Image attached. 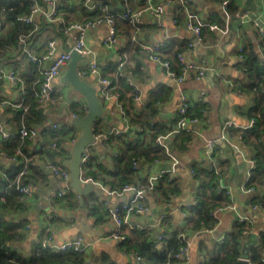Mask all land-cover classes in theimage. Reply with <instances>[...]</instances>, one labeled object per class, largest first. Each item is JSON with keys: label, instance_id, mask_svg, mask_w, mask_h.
I'll list each match as a JSON object with an SVG mask.
<instances>
[{"label": "crops", "instance_id": "obj_1", "mask_svg": "<svg viewBox=\"0 0 264 264\" xmlns=\"http://www.w3.org/2000/svg\"><path fill=\"white\" fill-rule=\"evenodd\" d=\"M88 1L86 0V3ZM92 1V4L88 3L90 7L102 3L103 0ZM146 1L127 0V3L134 8H141ZM38 3L42 10L47 11L51 7L46 0H38ZM75 3L76 0L74 5ZM188 3L189 8L196 10L204 19L224 18L219 0H188ZM233 3L237 6V10L234 18L230 19L228 29L212 31L204 28L201 40H197L194 33L185 27L183 19H179L176 23L172 21L173 9L170 6L166 7L159 17L144 14V23L138 33L140 39L148 42H174L175 48L179 46L182 48L186 61L203 68V74L200 77H196L195 72L191 71L181 85L166 74L161 64L147 60L145 55L134 50L136 44L131 40L133 30H129L119 20L116 21L119 42L114 45L103 43L106 25L101 24L88 29L85 35L88 53L85 54V59L79 61V64L97 61L101 70L111 75L112 72L107 71L108 66L111 62L115 63L120 54L124 55V64L133 66L137 71L136 74L129 75L140 96L139 100L135 101L138 110L147 108L150 100L156 95L159 96L160 100L157 102L159 118L167 126L171 125L176 118L181 105L180 89H185L194 103L201 102V99L206 102L208 119L197 126V131L192 133L191 139L185 143L182 150L174 151L178 160L175 164H172L171 157L166 153H161L156 158L149 154L147 157L137 159V172L141 180L148 181L155 176L158 179L167 173L168 180H171L174 189L167 191V194L158 187L148 190L145 197L146 208L141 212L133 213L129 218L127 228L129 233L146 230L150 239L160 241L163 238V236L160 238L161 235L182 227L185 216L180 212V206H186L196 199L198 175L199 173L204 175L205 169L209 170L214 166L218 189L228 193L230 202L217 211L216 225L211 229H201L189 234L188 249L179 264H200L201 251L206 252L218 242V238L224 232L232 231L234 223L242 216L248 219L244 224L246 232L241 239L240 256H246L251 261L250 256L254 249L264 256L262 244L264 242V208L253 209L250 202L252 195H264V186L254 188L253 191H247L244 188L249 172V159L252 155L247 146L232 145L236 142L233 137L239 133L238 130L249 126L251 118L248 110L252 105L251 93L242 88L247 76L243 67V57L239 56V45H245L246 51L252 47L259 55H263L264 0H251L250 3L247 0H233ZM105 6L109 11L123 9V3L120 0H109ZM242 11H248V16L260 19L263 22L262 29H257L250 19L242 20L240 17ZM41 18L46 20L43 11L34 16L35 20ZM65 28L64 25L63 36L55 37L57 38L56 46L52 54L44 61L45 64H49L59 52L72 43L76 34L75 30ZM41 39L34 43L23 42V46L10 51L8 56L0 57V67L13 68L18 73H22L23 78L32 76L34 71L32 63H35L29 59L27 52L38 56L44 54L47 51V44L45 38ZM65 70L66 67L53 79L57 97L59 99L76 98L81 103H86L81 92L73 89L68 81L62 80ZM83 77L97 88L104 111V115L99 117L93 126L96 140L87 146L90 158L89 173L87 174V170L81 167V173L93 177L95 183H92L95 187L82 196L71 187L68 193L55 200V214L51 224L53 242L58 244L79 236L85 245L83 251L88 258L86 264L95 256L98 258V264H132L138 259L131 249H126L122 245L120 239L112 237L119 230L117 224L110 218L105 203H125L133 193L123 191L110 194L106 191L104 186H111L114 179V156L117 155L118 148L115 136L103 139L99 134L116 127L124 130L131 137H137L138 129L133 125L128 127L114 98L104 97L97 75L87 74ZM0 89L11 100L19 96L18 88L6 78L0 79ZM72 108L76 111L83 109L80 104H74ZM42 109H44V119L34 126L35 133L25 140L26 151H23L26 155L40 152V157L30 162L25 175V179L32 185V193L28 197H23L21 203L17 205L4 202L6 205L3 206L4 203L0 202L2 205L0 206V228L6 227L10 231L13 230L7 245L26 259L32 258L35 254L37 241L44 228L43 217L49 210L51 195L63 187L62 180L46 166V160L68 166L71 159L69 146L62 151L48 147L41 151V147L51 139H68L80 132L76 125L57 128L51 134L44 132L47 125L66 120L68 109L62 102ZM16 113L17 109L9 105H0V121L7 130L16 131L19 127ZM226 121H231L232 125L225 126ZM234 131H236L235 134H230ZM209 141L213 143L212 153L216 151L215 159L211 157L212 160L206 155ZM164 142L169 145L171 137L165 138ZM21 162L23 163V157L6 161L0 156V168L6 172L7 177ZM210 164L213 166L210 167ZM220 168L222 171L219 170ZM140 179L139 184H143ZM5 180L0 175V192ZM80 198L83 200L82 203ZM17 223H20L19 227ZM50 247L54 248L51 245Z\"/></svg>", "mask_w": 264, "mask_h": 264}, {"label": "trees", "instance_id": "obj_2", "mask_svg": "<svg viewBox=\"0 0 264 264\" xmlns=\"http://www.w3.org/2000/svg\"><path fill=\"white\" fill-rule=\"evenodd\" d=\"M108 2L109 0H103L102 3L90 7L86 3V0H76L75 5L74 0H57V10L59 15L64 18V22L60 20L46 21L41 18L35 20V23H26L17 17L28 13L31 0H0V57L8 56L7 54L10 51L18 49L24 43H34L40 38H45L46 43L47 39L63 36L64 25H67L70 21H82L98 16L102 13L101 6ZM236 10L237 6L231 0L229 3V11L232 13L231 18H234ZM180 17V19H183V14ZM118 20L129 30H132L131 25L127 21ZM212 20L218 22L220 25L224 24L223 17H217ZM21 36L24 37V43L19 41ZM173 44L174 42L166 43L163 53L164 57L169 58L173 66L177 68L174 58L176 52L182 51V48L180 46L175 48ZM245 48L246 46L244 45L243 67L245 68L247 79L243 82L242 88L252 95V105L248 110V115L254 121L246 128L238 130V132L244 138L252 158L255 159V165L251 169L250 176L244 186H252L258 189L264 186V58L254 48L250 47L247 51ZM137 49L138 46L136 45L134 50L138 51ZM118 64V60L115 63L111 62L107 70L108 72H112L111 75L107 74L104 70L102 71V75L108 76L113 82V89L119 92V99L123 106V116L127 124L140 126V129H138L137 137H131L125 131L118 137H115L118 151L117 155L114 156V179L110 184L114 189H121L124 184L135 183L137 178L140 179L137 168H134L132 165L133 158L139 159L147 157L149 154H152L155 158L159 157L161 153L168 155L165 148L155 142V137L159 134L171 133L178 117L177 115L169 126L159 118L157 102L160 98L157 95L150 100L147 108L138 110L136 102L133 99L135 87L130 86L127 81V74H136L137 71L133 66L124 64V74L118 75ZM32 65L34 70L32 76L28 78L24 76L23 78V74L18 73L24 79L30 107L26 111L17 109L16 114L19 123L23 119L27 125L34 127L43 121L44 109L34 108V93L38 88L39 74L36 64L32 63ZM202 106H206V104L202 102L192 104L189 113H198ZM76 112L81 115L84 113V110L80 109ZM235 133L236 131L230 132V134ZM170 137L171 143L167 147L174 154L175 150H182L184 148L185 143L191 139L192 133L183 130L171 133ZM25 140L21 139L18 134L12 135L9 139L0 137V148L13 152L19 146L23 151H26L24 148ZM215 155L216 151L212 153V157ZM21 165L22 162L13 170L12 174L8 175V178H11ZM81 167L86 169L88 174L90 158ZM219 170L222 171L221 168ZM198 179L199 184L195 195L196 199L194 203L186 207L185 223L182 227L175 228L170 233L163 235L160 241L150 239V235L146 230H136L134 233H128L121 240L122 245L126 249H131L141 257L140 260L132 264H179L182 258L176 257L175 253L178 251L180 245L184 243L185 238H189V234L193 232L201 229H211L216 225L218 219L215 210L229 204L228 193L225 190L218 189V179L214 166L209 170L205 169L204 175H200L199 173ZM25 180L27 181V179ZM140 181L143 182V184L140 183L141 186L146 189L148 181L141 179ZM157 187L164 194H167V191H173L174 187L171 180H168L167 173L157 179L152 189ZM6 197V204L15 203L17 205L23 199V195L14 188L8 191ZM250 202H258L264 206V195H252ZM5 203L3 206L6 205ZM0 206L2 205L0 204ZM19 226L20 223H17V227ZM244 229V223L236 221L234 228L223 243L216 242L206 252L201 251L202 264H231L236 260L240 256L241 239L245 234ZM12 231L6 227L0 228V264H86L88 261L84 251H75L73 249L61 250L50 246H41L39 243L36 244L34 256L26 259L18 251L11 249L7 245L8 239L12 237ZM180 234H184L185 238H182ZM262 244L264 246V242ZM250 258L253 264H264V256L256 249L252 251Z\"/></svg>", "mask_w": 264, "mask_h": 264}, {"label": "built area", "instance_id": "obj_3", "mask_svg": "<svg viewBox=\"0 0 264 264\" xmlns=\"http://www.w3.org/2000/svg\"><path fill=\"white\" fill-rule=\"evenodd\" d=\"M50 3L51 7L49 10H42L41 6L38 3V0H31V4L29 7V11L26 14H21L17 18L26 23H35L34 16L38 12H42L48 21L60 20L64 22V18L59 15L57 10V0H46ZM123 3V9L119 11H109L107 7L104 5L101 6L102 13L96 17H91L82 21H70L65 25V29H74L75 36L68 46V48L63 49L59 54L49 63L45 64L44 61L52 54L55 46L57 38L48 39L47 51L38 56L37 54L27 52V56L29 59L36 64L37 71L39 74L38 78V88L34 93V108L42 109L49 105H54L59 102H62L64 106L68 109L67 119L63 122H53L50 125H47L45 128L46 133L51 134L57 128L63 126H73L74 124L70 122V119L79 116V114L72 108L74 104H80L84 110L86 111V103H81L76 98L71 99H59L55 93V86L53 84V79L60 74L63 67H66L68 60L70 59V51L76 50L78 53L85 55L88 53V47L85 42V35L88 29L96 27L98 25L104 24L106 25V33L103 37V43L106 45H114L119 42V36L117 33L116 21L118 19L127 21L133 30V34L131 35V40L138 46V52L145 55L146 59L152 62H156L161 64L166 74L171 77L178 85H181L186 77L189 75L191 71H194L196 77H200L203 74V68L192 63L186 61V58L182 51H178L175 54V61L177 68L173 66L171 60L169 58L164 57L163 49L166 46V42L164 41H156V42H148L142 40L138 37V33L141 30V27L144 23V14H150L154 17H159L166 9V7L170 6L173 9L172 21L174 23L178 22L180 19V15L183 14V23L185 27L191 30L196 36L197 40H201L203 38V29H209L212 31L223 30L226 31L228 29V25L230 23L232 13L229 11V3L231 0H219L221 8L224 13V24L220 25L218 22L213 20L204 19L200 16V14L194 10L189 8L188 0H159L157 2H152L151 0H147L145 5L141 8H134L127 3V0H120ZM240 17L242 20L250 19L253 25L257 29H262V23L260 19L257 17L248 16V11H242L240 13ZM248 17V18H246ZM20 42H24V37L21 36L19 39ZM243 49L244 46L242 44L239 45V56L243 57ZM264 58V53L262 55ZM118 64V75H123V66L125 62L124 55L120 54L117 58ZM101 66L97 61H90L83 64H78V74L83 77L87 74L97 75L103 90V95L105 98H114L117 102L118 108L123 113V106L119 99V92L113 89V82L108 76L102 75ZM8 79L11 81L19 90V96L15 100L9 99L3 91L0 89V105H9L14 109H22L26 111L30 107V102L27 100L28 91L24 83V79L18 74V72L13 68L0 67V79ZM127 81L130 86H134L132 82V78L129 74H127ZM180 97H181V105L177 111V119L171 133L180 132V131H188L190 133H194L197 131V126L201 124L204 120L208 119V111L206 106H202L199 109L198 113H189L190 106L194 104V101L190 94L185 89H180ZM140 96L135 88V92L133 94L134 101H138ZM203 104L206 102L201 99ZM254 121L253 118L250 119V124ZM232 125L231 121H226L225 126ZM132 126L128 124V127ZM137 129H140V126H135ZM124 132V130L112 127L109 131L102 132L99 136L103 139H108L109 137L115 136L118 137ZM35 133V128L27 125L23 119H21L19 127L16 131L7 130L4 125L0 121V136L4 139H9L12 135L18 134L21 139L30 138ZM171 133L167 134H159L155 137V142L162 145L168 155L171 157L172 164H175L178 160L175 155L169 151L167 145L164 140ZM79 134L70 137L68 139H58L51 141H46L44 145L41 147V151L45 148H51L56 151H62L65 147L71 146L78 137ZM236 142H233L232 145L235 147H246V143L244 138L240 133H237L233 137ZM232 140V138L230 139ZM208 150L206 151V155L208 158L212 160V148L213 143L211 141L208 142ZM40 152L26 155L23 150L18 146L13 152H8L6 150H0V156L3 160L6 161H14L19 157H23V163L21 167L12 175L11 178L6 176V172L1 170L0 175L4 177L6 182L3 184L2 191L0 192V202L6 201V194L11 188H14L19 193L23 195V197H28L32 193V185L29 181L25 180V175L28 170V166L30 162L34 158L40 157ZM89 158V151L86 148L85 152L82 154V164L85 163ZM132 165L134 168H137L138 160L136 158L132 159ZM255 165V159H249V172L247 175V179L250 176L251 169ZM46 166L52 171V173L59 177L63 182V187L57 192L53 193L50 197L49 202V210L44 214V228L41 234V237L38 239V243L41 246H54L56 249H73L75 251H83L85 245L82 242L81 237L71 238L66 241H62L58 244L53 242V233L51 229L52 220L55 214V200L64 196L68 193L72 188L70 186V176H69V168L65 164L57 163L51 160H46ZM213 164H210L212 167ZM80 179L83 182H93L95 180L91 176L84 175L80 173ZM157 176L152 177L148 180L147 188L140 186L139 179L137 178L135 183H126L121 189H114L111 186H104L106 191L110 194L121 193L123 191H131L133 193L132 197L125 203L113 204L106 202V210L110 216V218L117 224L118 232L114 233L112 237L123 240L126 235L129 233L127 231L129 218L133 213H138L143 211L145 206V197L146 192L152 189L156 184ZM244 182V184H245ZM247 191H253L254 187H245ZM195 200L190 202L186 206H180V212L183 216H186V207L191 203H194ZM251 207L253 209L264 208L260 203L254 202L251 203ZM220 208L215 210L216 214ZM247 217L242 216L238 220L239 222H243L246 224ZM246 232V227L243 230ZM231 231L224 232L219 238L218 243H223ZM182 238H185L184 234H180ZM163 235L160 236L162 238ZM189 245L188 238H185L184 243L180 245L178 251L175 253L176 257H183L187 252ZM134 252V251H133ZM135 253V252H134ZM136 259L140 260L141 257L135 253ZM203 260L200 259V264H202Z\"/></svg>", "mask_w": 264, "mask_h": 264}, {"label": "water", "instance_id": "obj_4", "mask_svg": "<svg viewBox=\"0 0 264 264\" xmlns=\"http://www.w3.org/2000/svg\"><path fill=\"white\" fill-rule=\"evenodd\" d=\"M251 0H247L250 3ZM92 0L88 3L92 4ZM86 58V55L78 53L76 50L70 51V59L67 62L66 70L62 76L63 81H68L72 88L81 92L86 99V111L72 119L70 122L80 129L76 141L70 146L71 159L69 161L70 186L75 189L81 196L89 190L94 189L95 185L91 182H83L80 179L82 154L88 145L95 142L94 134L95 121L104 115L101 100L97 93V88L92 85L86 78L78 74V64L80 60ZM80 198V202L82 203ZM88 264H98V258L95 256ZM231 264H252L246 256H240Z\"/></svg>", "mask_w": 264, "mask_h": 264}, {"label": "rangeland", "instance_id": "obj_5", "mask_svg": "<svg viewBox=\"0 0 264 264\" xmlns=\"http://www.w3.org/2000/svg\"><path fill=\"white\" fill-rule=\"evenodd\" d=\"M63 68H65V67H63Z\"/></svg>", "mask_w": 264, "mask_h": 264}]
</instances>
